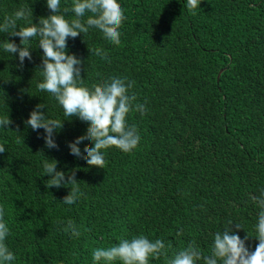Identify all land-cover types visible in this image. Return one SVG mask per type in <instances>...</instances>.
<instances>
[{"label": "trees", "instance_id": "trees-1", "mask_svg": "<svg viewBox=\"0 0 264 264\" xmlns=\"http://www.w3.org/2000/svg\"><path fill=\"white\" fill-rule=\"evenodd\" d=\"M118 2L127 17L119 46L95 29L69 38L67 46L84 61L85 86L110 77L134 81L131 91L147 109L128 116L141 136L138 148L106 150L105 169L70 154L69 143L89 125L65 117L55 98L38 89V38L22 69L18 54L0 47V117L13 121L0 128L6 148L0 204L10 227L6 243L17 257L13 264H94L93 249L140 234L171 241L174 251L194 240L207 253L229 220L241 225L238 232L232 226L241 239L248 232L246 246L254 251L259 209L251 197L264 188V0H202L195 13L186 0ZM22 5L33 17L18 21L17 31L51 15L46 0H0V23ZM64 7L71 0H61ZM4 40L20 44L19 37L0 33ZM96 48L111 62L89 51ZM38 104L64 122L55 134L58 149L45 147L43 129L24 123ZM85 145L89 141L81 151ZM45 159L58 161L57 171L66 175L77 170L84 195L75 204L62 203L70 185L46 187ZM70 219L82 226L79 239L58 228Z\"/></svg>", "mask_w": 264, "mask_h": 264}, {"label": "clouds", "instance_id": "clouds-1", "mask_svg": "<svg viewBox=\"0 0 264 264\" xmlns=\"http://www.w3.org/2000/svg\"><path fill=\"white\" fill-rule=\"evenodd\" d=\"M202 0H186L185 7L195 13L200 8ZM47 8L51 12L48 17H40L39 23L30 22L29 26L19 27L20 20L28 21L33 17L32 8L22 5L11 15L4 17L0 23V33H7L11 37H19L20 44L15 41L4 40L0 47L7 53L18 54L21 69L27 59L32 61L30 42L38 38V47L43 51L40 71L43 81L37 87L55 98L63 109L65 117H75L87 123L86 133L69 143L70 154L83 159L90 167L106 168L104 152L116 148L124 153H131L137 149L141 136L135 125H129L130 113L139 112L143 115L147 109L145 104L137 101V96L131 90L135 82L125 78L110 77L91 88L84 85L82 71L84 61L75 54L67 51L68 39H75L81 34L86 35L90 29H95L111 44H121V31L127 17L118 0H71V7L61 9V0H46ZM73 13L71 19L66 18ZM89 51L101 59L111 62L107 52L102 48ZM44 104H38L24 121L33 131L43 129L45 147L58 149L55 141L57 129H63L64 122L52 119L42 111ZM13 121L9 116L0 117V128L6 129ZM17 133L19 126H17ZM89 141L83 151L79 147L84 141ZM6 148L0 145V154ZM58 161L45 159L43 169L45 176L50 179L46 183L48 188H60L70 185V192L63 198L65 205L75 204L84 193L81 191L76 179V169L66 175L57 171ZM258 207V219L255 226L258 244L254 251H250L246 243L251 237L248 232L244 239L237 234L243 230L241 225L228 221L224 230L214 234L213 243L205 253L196 241H190L186 247L179 251L173 250L171 241L165 242L163 238L149 239L140 234L131 238L120 237L118 244L109 247H99L92 250L94 264H152L153 260L162 257L165 264H264V188L258 195L251 197ZM6 207L0 204V264H13L16 255L9 249L6 241L10 235V227L6 220ZM235 225L237 232L232 230ZM64 234L73 239L82 236V226L74 220L58 224ZM183 235L182 230L177 236ZM172 252L171 257L169 253Z\"/></svg>", "mask_w": 264, "mask_h": 264}, {"label": "water", "instance_id": "water-1", "mask_svg": "<svg viewBox=\"0 0 264 264\" xmlns=\"http://www.w3.org/2000/svg\"><path fill=\"white\" fill-rule=\"evenodd\" d=\"M221 74V73H220Z\"/></svg>", "mask_w": 264, "mask_h": 264}]
</instances>
